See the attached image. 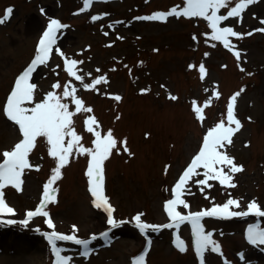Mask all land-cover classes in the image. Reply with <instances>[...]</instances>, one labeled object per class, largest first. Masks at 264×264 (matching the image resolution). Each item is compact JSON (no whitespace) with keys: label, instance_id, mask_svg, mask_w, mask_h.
Wrapping results in <instances>:
<instances>
[{"label":"rangeland","instance_id":"rangeland-1","mask_svg":"<svg viewBox=\"0 0 264 264\" xmlns=\"http://www.w3.org/2000/svg\"><path fill=\"white\" fill-rule=\"evenodd\" d=\"M177 6L179 11L183 0H93L87 11L80 12L82 0H0V17L7 8L13 9L9 20L0 25V153L10 150L22 138L17 126L4 116L2 105L16 77L34 58L39 37L50 18L68 25L62 30L58 46L66 57L83 61L77 70L84 75V82L91 83L103 75L107 83L85 90L67 75L64 58L53 49L47 66H38L31 80L37 85V101L53 91L52 84L59 82L63 86L71 82L84 106L93 109L73 117V126L82 137L80 143L92 147L95 137L86 131L84 120L94 116L99 124L96 130L104 135L111 129L118 142L126 139L131 152H124L118 143L119 154L113 150L104 163V191L116 209L114 218L129 221L111 229L107 238L100 235L110 227L106 213L93 206L88 191V157L70 156V162L62 169V178L54 185L57 202L46 209L55 230L71 234L75 225L78 238L97 237L90 243L87 257L80 254L81 246L57 242L64 249L62 255L72 258L70 264H133L140 255H144V264H200L188 223L141 234L131 218L143 213L141 219L145 223H170L163 206L172 198L173 183L199 151L207 130L222 118L226 123V105L241 88L244 91L237 98L235 114L242 128L226 147L244 169L234 177L237 186L222 187L214 180L208 181L211 187L199 186L195 181L204 178V170L198 169L201 175L189 181L190 192L182 195L189 208L178 206L177 210L186 215L223 204L229 196L241 204L233 210H247V203L252 200L264 210V32L254 31L264 28L260 23L264 20V0L248 6L241 18L221 22V27H232L240 33L253 32L242 39L230 37L235 46L232 51L224 48L222 42L211 40V29L202 18L136 19ZM218 14L226 15L227 9ZM93 15L101 18L93 21ZM236 51L240 52L239 61L233 54ZM201 63L206 68L203 80L199 73ZM54 91L61 92L62 88ZM214 93L219 94L218 98ZM169 94L177 99H169ZM115 96L121 99L117 101ZM193 101L200 107L210 101L204 107L203 121L195 118ZM65 102L75 111L70 99ZM29 161L33 167L23 174L22 191L10 186L4 190L15 215L0 216V264H36L30 256L35 252L45 257L46 264H53L55 259L41 234L51 231L45 218H32L27 225L19 223L28 210H35L39 204L43 185L55 167L43 138H38ZM7 220L17 223H4ZM255 223L264 228V217L204 218L205 230L212 233L221 248L220 253H205L206 264H264V245L254 246L246 239V229ZM174 235L184 240L185 252L175 247Z\"/></svg>","mask_w":264,"mask_h":264},{"label":"snow or ice","instance_id":"snow-or-ice-1","mask_svg":"<svg viewBox=\"0 0 264 264\" xmlns=\"http://www.w3.org/2000/svg\"><path fill=\"white\" fill-rule=\"evenodd\" d=\"M258 0H183V7L178 11V7H173L166 12H154L151 15L136 17L138 20H159L164 21L167 17H186V18H202L207 22V27L211 29V40L222 42L223 47L232 51L235 47L230 42V37L242 39L244 35L251 36L253 32L240 33L232 27H221V22L227 21L229 18H241L242 13L248 6L257 3ZM83 7L80 12L88 10L93 0H82ZM234 3V6H230ZM221 9H227V14H218ZM43 13V9H41ZM13 9L11 7L5 10L3 17H0V25L9 20ZM101 17L93 15L91 19L96 21ZM239 22V21H238ZM120 23V22H118ZM264 24V20L260 21ZM112 27V25H109ZM68 28L58 19L50 18L43 33L40 35L35 50L34 58L30 64L16 77L14 86L7 95L6 102L2 105V112L8 121L18 126L19 134L22 137L14 144L10 150L0 153L3 157L0 162V216L15 215L14 209L6 202L5 189L13 188L15 191H22L24 181L22 179L25 170L30 169L33 165L29 161V155L37 145L38 138H43L47 146V152L55 161V167L51 169L50 178L43 185L40 202L35 210H28L26 218L19 223L27 225L32 218L44 217V223L47 225L49 232L41 233L50 246L51 254L54 256L53 264H70L72 258L62 255L64 249L59 247L57 242H71L81 246V255L87 257L91 249L89 245L92 240L97 239L92 236L89 239L78 238L76 233L78 229L72 226L71 234H62L55 230V224L50 217V213L46 210L48 205L56 203L57 189L54 187L56 181L62 178V169L70 162L69 157L73 155H84L88 157V163L85 175L88 181V191L92 196V204L95 208L103 210L106 213V223L110 226L108 231L102 232L100 235L107 238L109 231L119 227L121 224L129 221H117L114 218L116 209L112 206L109 198L104 191V163L113 153V150L119 154L117 144L123 147V151L131 155L127 147V141H117L111 129L107 134L102 135L99 130V124L94 116H87L84 120L86 131L91 133L95 139L92 140V147H85L81 144L82 137L77 134L73 124V117L77 113H91V107L84 106V101L77 96V88L72 86L71 82L63 84L57 82L51 85L53 91H48L43 98L36 99L37 85L31 82L34 72L38 66H47L48 61L55 49V53L64 58V70L69 77H73L75 81H79L85 90H95L97 85L107 83L106 77L101 75L92 80L91 83L84 82V75L78 74L77 65L83 61H77L65 54L58 46V41L63 35L62 30ZM254 31L264 32V28H257ZM107 35V33H105ZM119 38V37H118ZM193 39H196L194 36ZM215 47V45H212ZM237 61L240 60V52L233 53ZM208 55L207 53L205 54ZM190 67H192L190 65ZM115 70V69H113ZM55 71V69H53ZM99 72V69H97ZM243 71V69H241ZM200 79L203 80L206 75V68L203 63L199 66ZM87 75H91L88 73ZM61 92L54 91L61 89ZM146 92V89H142ZM207 91V89H206ZM244 91L241 88L234 93L226 105V123L225 119H221L213 127L209 128L203 136L202 144L199 151L192 157L191 162L179 176L174 187L171 189L172 198L164 203V212L167 214L170 223L162 225L148 224L142 221L143 213H137L131 218L134 225L139 229L141 234L147 230L157 231L159 229L179 228L180 225L188 223L191 227L193 236V245L195 254L200 264H206L205 253H220V245L213 239L210 231H206L202 220L204 218H233L247 217L254 215L256 217H264V210L257 201L252 200L247 203L246 209L236 211L241 207L240 201L235 198H229L223 204H213V206L197 212H188L186 215L181 214L177 210L178 206L189 208V205L182 199V195L190 192L189 181L201 175L198 169H203V179L195 181L199 186L211 187L209 180L218 181L222 187L235 188L234 182L236 174L244 171L242 165H238L234 158L227 151V145L233 143L232 137L242 128L241 121L235 114V106L237 98ZM218 98L219 94L214 93ZM70 99L75 111L70 110V104L65 102ZM115 100L119 101L121 97L115 96ZM169 99L176 100L177 97L169 94ZM206 102L204 107L209 105ZM204 107L197 106L196 102L192 103V111L198 121H203ZM119 119V116H117ZM234 125V127L232 126ZM95 126V128L93 127ZM37 170H39L37 168ZM167 170V166H166ZM204 192V187H201ZM4 223H17L14 220H7ZM247 242L254 246L264 245V228L258 223L250 224L246 229ZM150 244L151 241H148ZM173 243L180 252H185L186 246L183 239L179 235H174ZM243 259V254H241ZM133 264H144V255L138 256Z\"/></svg>","mask_w":264,"mask_h":264},{"label":"bare ground","instance_id":"bare-ground-1","mask_svg":"<svg viewBox=\"0 0 264 264\" xmlns=\"http://www.w3.org/2000/svg\"><path fill=\"white\" fill-rule=\"evenodd\" d=\"M31 258H33L34 260H36V264H46V260L45 257L42 256L40 253H32V255H30ZM252 257V255H250Z\"/></svg>","mask_w":264,"mask_h":264}]
</instances>
